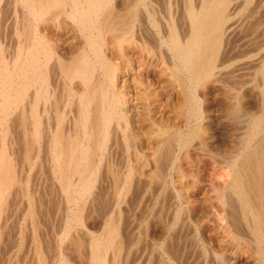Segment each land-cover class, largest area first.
<instances>
[{
    "label": "bare ground",
    "instance_id": "obj_1",
    "mask_svg": "<svg viewBox=\"0 0 264 264\" xmlns=\"http://www.w3.org/2000/svg\"><path fill=\"white\" fill-rule=\"evenodd\" d=\"M3 13L1 263L213 264L237 238L227 264H264V0H0ZM225 86L258 113L250 127L222 119ZM36 166L33 190L55 199L47 250Z\"/></svg>",
    "mask_w": 264,
    "mask_h": 264
},
{
    "label": "rangeland",
    "instance_id": "obj_2",
    "mask_svg": "<svg viewBox=\"0 0 264 264\" xmlns=\"http://www.w3.org/2000/svg\"><path fill=\"white\" fill-rule=\"evenodd\" d=\"M3 3V2H2ZM1 3V5H3ZM8 16V13H5V15H4V13L2 14V16H1V18H0V23H4L5 22V24H0V26L2 25V29L0 28V41H1V43H0V46L3 48H5L4 49V51L6 50V49H8V47L10 46V48L12 47V41H11V43H10V38H11V30H10V25H9V23L8 22H6L5 20H6V18L7 17H5V16ZM2 20H3V22H2ZM6 23L8 24L7 25V27H6ZM5 25V26H4ZM6 29V30H5ZM7 34V35H6ZM6 36V37H5ZM6 38V40H5V38ZM8 37V38H7ZM4 38V39H3ZM8 41V42H7ZM4 43V44H3ZM10 43V44H9ZM6 45V46H5ZM12 123V124H11ZM14 123H13V119L12 120H9V122H8V128H9V130H8V133H9V135H10V138H11V140H12V143H14L15 145H14V148L13 149H18V145H19V143H20V139H19V137H18V135H17V132L15 131L14 132V127H12V126H14L13 125ZM10 125V126H9ZM11 131V132H10ZM17 135V136H16ZM14 137V139H12L13 137ZM16 138V139H15ZM15 141V142H14ZM17 151L18 150H16V154H17ZM36 171H37V166L35 167V170L33 169V171L31 172L32 174H30V176H31V178H30V176H29V178L31 179L30 180V182L32 183H30V182H28V187L29 188H31L30 190L32 191L33 190V187L34 186H36V178H35V176H34V173H35V175H36ZM34 178V180H33V178ZM29 180V179H28ZM35 181V182H34ZM46 183V184H45ZM48 187V188H47ZM40 189H37L36 190V187L34 188V190L32 191L34 194L33 195H35V197H37L36 198V202L38 203V202H40V203H38L37 204V207H36V212L38 213V220H39V232H38V238L40 237V242L42 243V246H44L45 247V249L47 250L48 249V244L50 245V243H48L49 242V238H47L48 236V234H49V230H50V228H51V222L53 221L52 219H54V207H55V199L53 198V197H51L50 195H49V191L50 190H48V189H50V186L48 185L47 186V182H43V184H42V186L41 187H39ZM42 188V189H41ZM44 188H46V189H44ZM43 190V191H42ZM44 190H46V193H48V195L45 193V191ZM47 190H48V192H47ZM36 192V193H35ZM42 194V196L41 195H39V196H36V195H38V194ZM43 195H45V197L43 196ZM40 199H39V198ZM51 197V198H50ZM42 198V199H41ZM39 199V200H38ZM49 202H48V201ZM50 202H51V204H50ZM47 203V204H46ZM40 204V205H39ZM44 204V205H43ZM49 204V205H48ZM104 202L102 201V204L99 206V210L100 211H102L103 209L102 208H104ZM52 206V207H51ZM103 206V207H102ZM41 209V211H40V209ZM46 209V210H45ZM48 211V212H47ZM46 212V213H45ZM41 215V216H40ZM50 215V216H49ZM42 217V218H41ZM49 219V220H48ZM44 220V221H43ZM52 220V221H51ZM45 222H47V223H45ZM44 224V225H43ZM48 224V225H47ZM13 224H11L10 225V236H8L9 238H7V237H5V239L3 238V240H1L0 241V264H5V263H1V262H5V250H7L8 251V249H9V247H10V244H12V235H13V231H12V229H13V226H12ZM45 226V227H44ZM48 226V228H46ZM12 227V228H11ZM41 227H42V229H41ZM42 231V232H41ZM47 233H46V232ZM39 233H41V234H39ZM43 234V235H42ZM42 236V237H41ZM44 236V237H43ZM47 236V237H46ZM43 239V240H42ZM45 239H47V240H45ZM6 243H5V242ZM10 243H9V242ZM27 239H25V243H24V245H23V247H24V249H22V253H21V255L23 254V257H24V255H25V252L24 251H26V244H27ZM45 241V242H44ZM48 243V244H47ZM9 245V246H8ZM5 246H7L6 248H4ZM47 247V248H46ZM2 248V249H1ZM24 250V251H23ZM5 251V252H4ZM24 252V253H23ZM3 253H5V254H3ZM3 255V256H2ZM22 257V258H23ZM3 258V259H2ZM22 258H20V259H22ZM23 260V259H22Z\"/></svg>",
    "mask_w": 264,
    "mask_h": 264
},
{
    "label": "clouds",
    "instance_id": "obj_3",
    "mask_svg": "<svg viewBox=\"0 0 264 264\" xmlns=\"http://www.w3.org/2000/svg\"><path fill=\"white\" fill-rule=\"evenodd\" d=\"M258 79L264 77V70H261L257 74ZM203 85H190V87H202ZM222 97L224 101V105L220 110V114L222 115V119L225 122H228L233 126V128H248L251 126L254 118L260 112H264V99L261 100L260 110L258 113L247 112L243 108V100H242V92L234 89L229 86H225L222 88ZM187 115L189 119H193V112L191 102L189 103ZM204 115L201 109V123L203 122ZM225 245H234L235 248L239 246V240L237 238H233L231 241L225 240L223 241L221 247L217 249L210 250V257L212 258L213 264H227L225 259Z\"/></svg>",
    "mask_w": 264,
    "mask_h": 264
}]
</instances>
